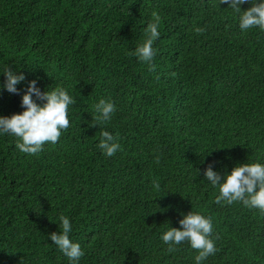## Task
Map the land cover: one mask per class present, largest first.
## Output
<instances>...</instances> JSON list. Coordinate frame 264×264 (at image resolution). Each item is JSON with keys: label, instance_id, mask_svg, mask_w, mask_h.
<instances>
[{"label": "trees", "instance_id": "1", "mask_svg": "<svg viewBox=\"0 0 264 264\" xmlns=\"http://www.w3.org/2000/svg\"><path fill=\"white\" fill-rule=\"evenodd\" d=\"M227 7L0 0V68L26 76L18 94H0V115L24 110L33 79L76 100L68 130L36 155L0 136V264H69L48 238L60 215L85 250L80 264H195L187 242L169 252L160 240L191 210L213 221L218 251L206 264H264V212L217 204L219 189L204 178L209 163L223 174L264 161V30L242 32ZM153 14L161 25L154 69L132 54ZM100 99L117 105L104 125L122 145L114 157L97 147L102 129L91 126Z\"/></svg>", "mask_w": 264, "mask_h": 264}, {"label": "clouds", "instance_id": "2", "mask_svg": "<svg viewBox=\"0 0 264 264\" xmlns=\"http://www.w3.org/2000/svg\"><path fill=\"white\" fill-rule=\"evenodd\" d=\"M246 2L249 0H220V5L227 4L228 7L223 9H230L237 16L242 32L252 28L264 30V0H250L252 6L242 10L241 6ZM160 27V17L153 14V18L143 28L142 41L132 50V54L139 61L153 69V61L158 52L154 44L160 38ZM195 30L204 31L200 27ZM0 75L6 76V80L0 83V94L5 89L9 93L18 94L20 89L17 85L26 80L25 74L12 65L0 68ZM37 100L44 102L41 104ZM75 103V97L68 89L58 86L42 91L38 80L33 79L28 82L27 90L22 96L24 110L11 116L0 115V136L9 134L17 137L16 147L22 153L36 155L43 150L46 143L56 144L63 132L68 130L70 109ZM94 107L91 126L99 125L102 129L97 147L106 157H114L122 151V145L117 136L104 125L113 119L117 105L111 99H100ZM156 159L159 162V156ZM204 178L211 186L219 189V194L215 197L217 204L242 202L246 207L264 212V161L259 158L254 162L238 163L230 172L225 171L223 174L215 170L214 163H209ZM179 224L181 227L170 224L162 230L160 240L168 246L169 252H175L177 246L187 242L197 251L195 264H206L208 258L218 251L213 237L212 218L191 210L183 215ZM59 229V232L50 233L48 238L67 257L69 264H80L85 250L80 242L71 238L74 229L69 216H59Z\"/></svg>", "mask_w": 264, "mask_h": 264}]
</instances>
